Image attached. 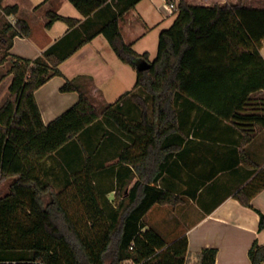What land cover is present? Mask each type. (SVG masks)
Here are the masks:
<instances>
[{"label":"trees","instance_id":"obj_1","mask_svg":"<svg viewBox=\"0 0 264 264\" xmlns=\"http://www.w3.org/2000/svg\"><path fill=\"white\" fill-rule=\"evenodd\" d=\"M69 1L85 17L106 5V0ZM191 1L179 0L173 25L160 33L154 61L124 40L121 21L130 7L114 13L97 32L106 37L122 62L137 69L134 91L143 90L146 97L126 92L100 112L90 96L89 77L66 79L61 92H78L79 101L45 124L36 91L53 77L63 76L60 65L87 40L65 56L54 50L37 60L11 55L14 39L29 37L31 28L22 19L15 25L8 22L6 17L17 14L18 7H4L0 0V46L5 50L0 64L9 61V73L14 76L10 96L0 109V264H216V248H205L191 258L187 236L168 243L155 229L146 228L144 217L154 205L183 202L180 195L157 183L182 150L188 110L198 109L216 121L233 123L246 134L244 143L251 139L248 133L264 127L260 51L264 0L258 6H202ZM49 16L50 24L57 20L71 26L78 23L55 13ZM143 60L151 66L140 71L138 64ZM259 92H263L259 111L250 114L252 96ZM128 97L141 109L139 121L129 120L121 111L120 104ZM102 116L132 138L119 161L108 167L94 166L92 154L83 145L86 130ZM79 137L85 160L73 182L74 199L83 207L77 219L60 193L44 180L43 163ZM240 162L254 177L234 197L252 207V199L264 189V168L245 150ZM108 181L110 185L104 187ZM112 192L116 204L107 198ZM260 229H264V214ZM249 256L252 264H264V245L254 243Z\"/></svg>","mask_w":264,"mask_h":264},{"label":"crops","instance_id":"obj_2","mask_svg":"<svg viewBox=\"0 0 264 264\" xmlns=\"http://www.w3.org/2000/svg\"><path fill=\"white\" fill-rule=\"evenodd\" d=\"M135 1L106 0L104 7L85 17L69 0H4V7H18V13L8 15L6 20L15 25L22 19L31 28L29 37L17 36L14 39L9 51L11 55L37 60L54 50L57 55L65 56L87 40L60 65L63 76L53 77L36 91L45 124L79 101L78 92H61L66 79L89 77L92 96L98 97L99 101L115 100L116 103L126 92H135L137 69L122 62L106 37L97 33L114 13L130 7ZM170 4L177 6L179 0H138L125 13L121 31L126 43L132 45L138 54L148 53L150 58L147 41L152 36L157 40L158 54L159 37L163 31L160 26L168 17L165 13L177 14ZM50 13L78 20V23L71 26L66 21L57 20L50 24ZM260 51L264 58V43ZM4 52L0 46V60ZM9 67V61L0 64V109L10 96L14 78ZM257 94L262 97L263 92ZM185 116L186 140L182 150L170 160L167 171L157 183L159 188L180 194L183 202L177 206L154 205L144 217L146 228L155 229L168 243L187 236L191 258L195 259L205 248H216V264H252L249 256L251 247L254 243L264 245V229H260L264 189L252 199V207L243 205L234 193L254 177L240 162L242 150L260 168H264V127L250 134V141L244 143L246 134L231 122L216 121L198 109L188 110ZM90 133L86 130L85 143L90 141ZM66 149L69 146L61 151L65 153ZM80 152L84 154L81 148ZM58 153L43 163L44 180L57 193L50 178L58 167L55 164L50 166V163ZM82 163L84 168V161ZM63 173L65 176L61 179L65 181L58 183L73 185L74 176L80 172L69 173L65 169ZM126 263L133 264L132 261Z\"/></svg>","mask_w":264,"mask_h":264},{"label":"rangeland","instance_id":"obj_3","mask_svg":"<svg viewBox=\"0 0 264 264\" xmlns=\"http://www.w3.org/2000/svg\"><path fill=\"white\" fill-rule=\"evenodd\" d=\"M260 1L262 0H194L192 2L193 5H202V6H208V5H214L216 3H243V4H249L258 6ZM178 7V5H177ZM165 15L168 17L166 18L165 22H163L160 26L161 31L170 28L173 25V22L177 16V14L174 12H166ZM149 45V53H150V59L155 60L157 57V40L152 36L147 41ZM90 89V96L92 98L93 104L96 106V108L103 112L106 107L111 105L114 102H108L106 100L99 101L98 97L93 98L92 96V88ZM137 94H141L144 97H146V94L143 90H137ZM261 98L260 94L253 95V102L252 105L249 107L248 112L250 114L254 113V111H259L258 108L260 107L258 105L259 99ZM96 99V100H95ZM149 102V101H148ZM121 111L122 113L128 118L129 120H135L139 121L141 118V109L140 107L130 98H126L122 100L121 104ZM151 109V107H150ZM255 111V112H256ZM253 128V127H252ZM91 131V137L89 138L90 141L86 142L89 144H86L84 142V147H89L88 149L91 151L93 157V164L94 166L98 167L100 165L102 166H110L112 164H115L119 160V155L121 154V150L125 149L126 146H129L132 144V138L127 136L122 130H120L115 123H113L111 120H109L106 117H101L98 122L90 129ZM253 134V133H248ZM244 136V135H242ZM246 136V135H245ZM83 143L82 138H76L72 140L69 143V149H66L65 153L63 151H60L58 155L52 160L50 163V166H54V164L58 167L53 175V177L50 178L53 183H55V187L57 191L60 193V196L64 201L67 203L68 208L73 216H75L77 219L83 214V207L80 201L77 199H74L75 196V190L74 186L68 183H58V181H65L64 179H61L65 169L67 172H82L83 170V161L85 158L84 154H81L80 152V146ZM77 146V147H76ZM82 148V147H81ZM80 155V156H78ZM62 166V169L60 168ZM72 167V169L70 168ZM69 168V169H68ZM50 173H53L52 170H50ZM58 174V175H57ZM60 175V177H58ZM57 181V182H56ZM103 181H106L105 179ZM107 182V181H106ZM104 182V187L110 185L109 181L108 183ZM6 190V186L3 188ZM177 194V193H175ZM180 195V194H178ZM181 196V195H180ZM182 197V196H181ZM107 198L113 203L116 204L115 200V193H109L107 195ZM169 238L171 237L168 236ZM129 264V263H125Z\"/></svg>","mask_w":264,"mask_h":264},{"label":"water","instance_id":"obj_4","mask_svg":"<svg viewBox=\"0 0 264 264\" xmlns=\"http://www.w3.org/2000/svg\"><path fill=\"white\" fill-rule=\"evenodd\" d=\"M150 66H151V64H150L148 61H144V60H143V61L139 62V64H138V69H139L140 71H144V70L149 69Z\"/></svg>","mask_w":264,"mask_h":264},{"label":"built area","instance_id":"obj_5","mask_svg":"<svg viewBox=\"0 0 264 264\" xmlns=\"http://www.w3.org/2000/svg\"><path fill=\"white\" fill-rule=\"evenodd\" d=\"M170 7H171L172 9H175L176 11L178 10V7H177L176 5H174V4H170Z\"/></svg>","mask_w":264,"mask_h":264}]
</instances>
